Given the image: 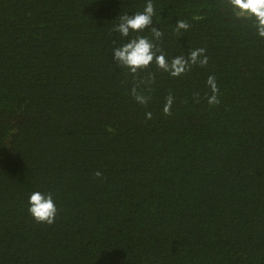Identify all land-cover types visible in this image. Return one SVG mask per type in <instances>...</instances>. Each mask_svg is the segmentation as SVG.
I'll use <instances>...</instances> for the list:
<instances>
[{
    "label": "trees",
    "instance_id": "1",
    "mask_svg": "<svg viewBox=\"0 0 264 264\" xmlns=\"http://www.w3.org/2000/svg\"><path fill=\"white\" fill-rule=\"evenodd\" d=\"M144 3L0 0V264H264V38L229 0H153L157 50L208 62L131 75L112 29Z\"/></svg>",
    "mask_w": 264,
    "mask_h": 264
},
{
    "label": "clouds",
    "instance_id": "2",
    "mask_svg": "<svg viewBox=\"0 0 264 264\" xmlns=\"http://www.w3.org/2000/svg\"><path fill=\"white\" fill-rule=\"evenodd\" d=\"M229 7L236 16L250 19L257 36L264 38V0H229ZM156 15L157 11L153 0H145L141 11L118 16V23L112 29L113 32L119 33L123 41L119 47L112 50V58L118 65L127 69L131 75H135L138 71L155 64L158 69L167 73L170 77L176 78L187 72L192 65L199 63L203 66L207 64L208 57L204 55L205 50L203 48L191 51L187 58L183 55H177L171 59L162 51L157 50L153 39L161 37L163 32L154 24ZM189 28V23L178 20L174 31L181 33ZM145 32H150L151 37L141 34ZM207 85L213 93L208 98V103L214 105L219 102L216 95L218 88L215 77L209 76ZM132 95L137 103H147L148 98L138 94L136 88L132 89ZM172 103L173 97L169 96L162 109L165 114H169ZM151 116V112L146 113L147 119H151ZM27 206L29 215L37 223H54L57 208L51 193L33 191L27 199Z\"/></svg>",
    "mask_w": 264,
    "mask_h": 264
}]
</instances>
